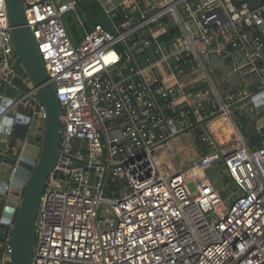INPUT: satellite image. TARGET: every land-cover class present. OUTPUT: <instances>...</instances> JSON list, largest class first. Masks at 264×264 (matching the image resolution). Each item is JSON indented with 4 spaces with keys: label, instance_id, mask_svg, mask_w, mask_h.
<instances>
[{
    "label": "built area",
    "instance_id": "2783aa9c",
    "mask_svg": "<svg viewBox=\"0 0 264 264\" xmlns=\"http://www.w3.org/2000/svg\"><path fill=\"white\" fill-rule=\"evenodd\" d=\"M78 1L23 0L61 113L31 264H264V134L249 143L235 113L247 91L204 60L264 72V0H98L109 30L76 43L64 18L83 29ZM213 119L233 132L230 148L214 141ZM44 120L0 0V264H12L23 189L12 184L17 135Z\"/></svg>",
    "mask_w": 264,
    "mask_h": 264
},
{
    "label": "water",
    "instance_id": "95a60500",
    "mask_svg": "<svg viewBox=\"0 0 264 264\" xmlns=\"http://www.w3.org/2000/svg\"><path fill=\"white\" fill-rule=\"evenodd\" d=\"M233 1L237 4L249 1L251 8L256 7L259 2L258 0ZM4 2L17 59L31 85L36 89L37 98L45 109L43 125L40 124L37 129L32 126L28 134L25 133L26 126L21 128L19 137L24 140V145L19 148L20 159L12 182L17 190L23 186L11 239L12 264H31L38 207L47 179L59 154L61 113L55 87L48 76L30 28L27 26L23 0H4ZM204 60L208 62L211 69L221 72L223 83L231 89H238L241 86L238 75L226 66L224 59L210 55L204 56ZM228 72H230V78L227 77ZM243 86L248 96L236 106L245 105L246 114L255 117V128L260 130L264 128V84L253 82L244 83ZM24 122L26 123L27 120L25 119ZM82 152L87 154L86 150ZM0 177L5 180L7 173H1ZM16 200L15 197L10 203L12 207Z\"/></svg>",
    "mask_w": 264,
    "mask_h": 264
},
{
    "label": "crops",
    "instance_id": "0c3cea01",
    "mask_svg": "<svg viewBox=\"0 0 264 264\" xmlns=\"http://www.w3.org/2000/svg\"><path fill=\"white\" fill-rule=\"evenodd\" d=\"M238 77L241 80V86L240 89H244L243 85L245 84H249V83H253V82H260V84H264V72L261 70L260 68V63H256L254 64V66L252 67V69L249 70H243L241 73H238ZM246 90V89H245ZM245 110V111H244ZM242 109L241 111V107H237L235 113L238 115V119L240 121V124L243 128V133L245 135V137L249 140V143L251 145H257L260 143V134H264V128L257 130L255 128V122L256 119L254 116H251L249 114H246V110L247 108L245 107V109ZM243 113V114H242ZM258 137V140L257 138ZM252 138H256V141H252ZM234 143V140L232 142H226L224 144V146L222 148H230ZM196 152L202 151V146L201 145H197L195 146L194 149ZM213 171L211 170H207L206 174L208 177H211Z\"/></svg>",
    "mask_w": 264,
    "mask_h": 264
},
{
    "label": "trees",
    "instance_id": "16d2710c",
    "mask_svg": "<svg viewBox=\"0 0 264 264\" xmlns=\"http://www.w3.org/2000/svg\"><path fill=\"white\" fill-rule=\"evenodd\" d=\"M75 11L83 22V29L79 27L78 23L75 21L74 14L70 13L64 18L67 32L74 42H79L83 37L84 31L92 30L95 25H101L105 29L109 30L108 22L105 19L103 13L102 15L104 17V23L100 22L97 14L98 12L101 13L102 11L96 0H79L76 4ZM256 138L258 140V137ZM256 138H252L251 140L256 141Z\"/></svg>",
    "mask_w": 264,
    "mask_h": 264
},
{
    "label": "rangeland",
    "instance_id": "374dc122",
    "mask_svg": "<svg viewBox=\"0 0 264 264\" xmlns=\"http://www.w3.org/2000/svg\"><path fill=\"white\" fill-rule=\"evenodd\" d=\"M98 1V0H96ZM98 17L100 19V22L101 23H104V17L102 15V12H98ZM65 20V19H64ZM75 22V21H74ZM208 127H209V130H210V133L214 139V141L217 143V145L219 147H223L224 144L226 142H232L235 138L233 132L231 131L230 127L223 123L220 119H213L211 120L209 123H208ZM20 136V133L17 135V137L19 138ZM180 151H182L183 154H186L188 151H187V143L185 142L184 139H181L180 141ZM179 157H176L174 159V162H177L179 163ZM17 213V211H16ZM16 213H15V216H14V221L16 219Z\"/></svg>",
    "mask_w": 264,
    "mask_h": 264
}]
</instances>
